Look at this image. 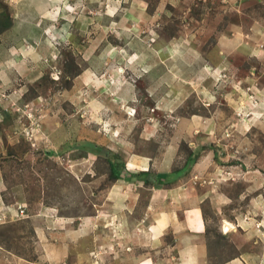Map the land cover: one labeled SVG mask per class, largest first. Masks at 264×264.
Listing matches in <instances>:
<instances>
[{"label":"rangeland","instance_id":"1","mask_svg":"<svg viewBox=\"0 0 264 264\" xmlns=\"http://www.w3.org/2000/svg\"><path fill=\"white\" fill-rule=\"evenodd\" d=\"M263 51L264 0H0V264H179L175 177L209 196L204 264H264Z\"/></svg>","mask_w":264,"mask_h":264},{"label":"crops","instance_id":"2","mask_svg":"<svg viewBox=\"0 0 264 264\" xmlns=\"http://www.w3.org/2000/svg\"><path fill=\"white\" fill-rule=\"evenodd\" d=\"M263 57H264V53H263ZM2 61L3 60L0 59V66L2 65V63H5L4 61L3 62ZM20 65L21 63H15V65L13 66L14 71L16 73H19V70L20 71L24 70V68ZM10 67H11V64H10ZM9 69L10 68H7L6 65L0 67V70L2 71H8ZM202 71L204 72L207 70L203 69ZM245 79L246 77L244 78V80ZM247 89L252 97L257 96L258 93H256V91H260L261 93H264V88L258 87L256 84L248 85ZM257 105H258V102H257ZM155 108L160 109L157 103H156ZM173 155L168 154L167 152L163 153L162 163H161L163 171L158 169V172L161 171L160 173H164L165 175L169 173L168 171H170V165L172 163ZM204 159H207V157H205ZM202 164H203V159H199L198 161H196L193 171H195L197 167H200ZM150 165L154 166V163L150 164L149 162H143L142 170H146L147 167ZM134 167H136V164L133 158H131L130 162L129 161L126 162V169L130 170V169H133ZM214 167H215L214 170L211 171L210 173V180L215 179L218 176L220 177V181H221L220 185L223 184L225 181H228L227 176H226L227 178L225 177V179L223 180L224 178L223 175H224V172H228L230 170L226 169L225 166L217 165V163H215ZM256 170L257 169L254 168L244 173H247V174L250 173L252 175L257 176ZM260 173L261 172L259 171V174ZM183 179L182 177L179 179L175 177L176 181H175L174 186H171L170 188L168 187L166 189L164 188H154L153 189V191L151 192L150 200H151L152 206L157 211V216L153 217L152 224L153 222L155 226L161 224L159 226L160 229L161 227H163L162 229L164 230L169 229V230H172V232L176 234L178 233L180 235V239H181L180 241H183V245L181 246L180 249L177 250L179 264H204L205 253H204V250H202L204 249V247L201 243H199V241H196V240L204 236V233H205V219L200 209V203L209 196L207 195V196H204L206 198L204 197L201 198V196L197 195L195 192H192L193 189L189 186L188 182H186V179L185 180ZM120 180L121 179H118L117 181H120ZM246 181H249V179ZM116 185L120 187V184H116ZM113 187L114 186H112V188ZM251 187H252V184L247 185L245 187V190L248 192L249 195H251L250 192H252L250 190ZM262 187H264V184L262 185ZM222 195H219L217 197L220 198ZM255 196L249 198L248 205H250L252 201H257L259 199L262 200V198H264V195H262V192L256 194ZM155 198H158L157 201H155ZM153 203H156L155 204L156 207L153 205ZM152 206L151 204H149V206L147 207L146 214L143 218L144 220H147L151 217L148 211L150 209L154 210ZM70 219L72 220V218ZM93 219H94L93 217H83L82 221L80 222V227L84 228L86 224L88 225L91 222H93L94 221ZM235 221L238 222L237 220Z\"/></svg>","mask_w":264,"mask_h":264},{"label":"trees","instance_id":"3","mask_svg":"<svg viewBox=\"0 0 264 264\" xmlns=\"http://www.w3.org/2000/svg\"><path fill=\"white\" fill-rule=\"evenodd\" d=\"M118 158V157H117ZM113 167H114V173H112L111 172V176H110V178L112 179V180H117L119 177H120V175H121V173H122V170L124 169V167H126V164H125V162H124V160L121 158H119V162H116L114 165H113ZM157 180V179H156ZM155 180V181H156Z\"/></svg>","mask_w":264,"mask_h":264}]
</instances>
